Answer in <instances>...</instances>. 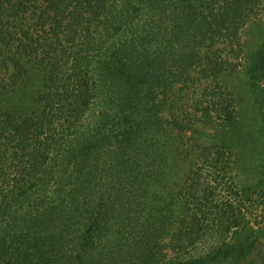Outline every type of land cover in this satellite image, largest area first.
Segmentation results:
<instances>
[{
    "label": "trees",
    "instance_id": "16d2710c",
    "mask_svg": "<svg viewBox=\"0 0 264 264\" xmlns=\"http://www.w3.org/2000/svg\"><path fill=\"white\" fill-rule=\"evenodd\" d=\"M263 6L0 0V264H250L225 178L264 141L231 82L263 108Z\"/></svg>",
    "mask_w": 264,
    "mask_h": 264
},
{
    "label": "rangeland",
    "instance_id": "374dc122",
    "mask_svg": "<svg viewBox=\"0 0 264 264\" xmlns=\"http://www.w3.org/2000/svg\"><path fill=\"white\" fill-rule=\"evenodd\" d=\"M264 36V6L251 21L244 26V38L248 43V49L254 48ZM245 71L241 67L239 72L231 78L240 96L239 110L242 109L244 121L258 126L263 115L264 91L260 95L263 100V108H259L258 99L244 88ZM257 102V104L255 103ZM189 132L182 136L187 139ZM258 151V152H257ZM264 141L260 140L254 156L239 159L233 156L234 167L227 174L225 181H232L234 191L229 193V201L235 206L239 225L235 231L237 238L256 240V250L250 264H264ZM235 182V183H234ZM227 184L226 190L229 189ZM227 197V194H223ZM225 199L224 201H227Z\"/></svg>",
    "mask_w": 264,
    "mask_h": 264
}]
</instances>
